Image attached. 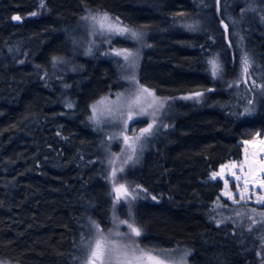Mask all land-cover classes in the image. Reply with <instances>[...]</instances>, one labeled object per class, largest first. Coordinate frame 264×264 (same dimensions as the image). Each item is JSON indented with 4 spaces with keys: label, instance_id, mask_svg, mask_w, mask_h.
Instances as JSON below:
<instances>
[{
    "label": "trees",
    "instance_id": "obj_1",
    "mask_svg": "<svg viewBox=\"0 0 264 264\" xmlns=\"http://www.w3.org/2000/svg\"><path fill=\"white\" fill-rule=\"evenodd\" d=\"M88 11L146 31L140 82L175 98L166 127L127 172L146 193L134 207L143 243L186 246L191 264H261L264 226L223 220L217 205L227 215L264 207L231 204L209 176L241 158L243 140L264 134V90L243 112V96L227 83L233 74L216 78L209 59L236 69L238 31L264 71V0H0V259L83 264L93 226H110L105 138L90 115L123 82L115 59L74 47Z\"/></svg>",
    "mask_w": 264,
    "mask_h": 264
},
{
    "label": "rangeland",
    "instance_id": "obj_2",
    "mask_svg": "<svg viewBox=\"0 0 264 264\" xmlns=\"http://www.w3.org/2000/svg\"><path fill=\"white\" fill-rule=\"evenodd\" d=\"M107 19H103L104 17ZM120 29H127L121 32ZM237 32V45L240 47L239 66L225 72L219 55H213L209 63L216 78L227 80L228 86L243 96L242 111L253 112L256 98L263 95L264 71L256 67L244 48L240 33ZM132 33L136 35L133 36ZM146 31L128 25L119 18L104 11H88L81 16L74 33V47L85 54L100 52L112 57L118 64L123 87L108 93L91 107L90 121L104 134L103 146L106 176L113 197L112 217L108 228L94 225L91 234L81 244L84 248L83 264H191V250L186 246L168 249H154L143 243V232L136 222L134 207L145 196L139 185L127 178V172L138 165L149 142L158 131L166 127L165 118L175 98L160 97L140 82L139 69L142 56L148 47ZM121 41H126V45ZM132 42V45L127 43ZM127 56V59L125 57ZM247 61V71H245ZM235 71V72H233ZM143 89H147L144 92ZM203 95L188 94L187 100H200ZM149 132L144 129L149 128ZM242 156L231 160L210 173V180H221L220 195L231 204L264 207V134L257 133L250 140L242 142ZM217 205V203H216ZM215 205V206H216ZM218 204L217 212L223 220H245L248 224L264 226V208H239L227 215ZM129 225L140 230L136 236ZM99 243V249L97 244ZM97 256L93 257L92 252ZM143 257L136 260V257ZM126 254V255H125ZM260 263L264 264V238L260 241ZM149 257H155L154 260ZM0 264H17L0 259Z\"/></svg>",
    "mask_w": 264,
    "mask_h": 264
},
{
    "label": "snow or ice",
    "instance_id": "obj_3",
    "mask_svg": "<svg viewBox=\"0 0 264 264\" xmlns=\"http://www.w3.org/2000/svg\"><path fill=\"white\" fill-rule=\"evenodd\" d=\"M14 20H20V17L19 16H14L13 17ZM103 19H107V17L105 16ZM121 32H126L128 31L127 29H120ZM133 36H135L136 34L135 33H132ZM125 59H127V56L125 57ZM245 71H247V61H245ZM144 92H147L148 90L147 89H143ZM150 128L151 126H149V128L147 129H144L143 131L144 132H149L150 131ZM129 228H131L132 232L136 235V236H139L140 235V230L138 228H135L133 227L132 225H129ZM97 249H99V243L97 244ZM126 255V254H125ZM92 256L93 257H96L97 256V252L96 251H93L92 252ZM143 257V253H141V256L140 257H136V260H140L141 258ZM149 259H152L154 260L155 257H149ZM125 264H132V261L131 260H126L125 261Z\"/></svg>",
    "mask_w": 264,
    "mask_h": 264
}]
</instances>
